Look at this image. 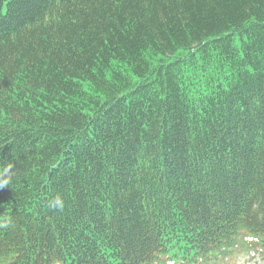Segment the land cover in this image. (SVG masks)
<instances>
[{"label":"trees","instance_id":"trees-1","mask_svg":"<svg viewBox=\"0 0 264 264\" xmlns=\"http://www.w3.org/2000/svg\"><path fill=\"white\" fill-rule=\"evenodd\" d=\"M10 163L0 264H264V0H0Z\"/></svg>","mask_w":264,"mask_h":264},{"label":"clouds","instance_id":"clouds-1","mask_svg":"<svg viewBox=\"0 0 264 264\" xmlns=\"http://www.w3.org/2000/svg\"><path fill=\"white\" fill-rule=\"evenodd\" d=\"M13 168V165L10 163L3 168H0V188H3L11 182V170ZM52 209H57V210H62L64 207V202L62 198L57 195L55 196L48 205ZM8 223L10 222H5L3 224H0V227H7ZM251 239V238H249Z\"/></svg>","mask_w":264,"mask_h":264},{"label":"rangeland","instance_id":"rangeland-1","mask_svg":"<svg viewBox=\"0 0 264 264\" xmlns=\"http://www.w3.org/2000/svg\"><path fill=\"white\" fill-rule=\"evenodd\" d=\"M233 264H263V260L257 255H249L248 257L237 258Z\"/></svg>","mask_w":264,"mask_h":264}]
</instances>
